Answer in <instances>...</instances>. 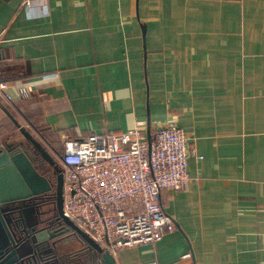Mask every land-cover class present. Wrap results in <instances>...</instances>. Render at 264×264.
<instances>
[{
	"label": "crops",
	"instance_id": "1",
	"mask_svg": "<svg viewBox=\"0 0 264 264\" xmlns=\"http://www.w3.org/2000/svg\"><path fill=\"white\" fill-rule=\"evenodd\" d=\"M23 1L0 0V80L27 92L0 100V145L29 153L26 131L52 158L172 118L195 150L159 191L174 229L114 264H264V0Z\"/></svg>",
	"mask_w": 264,
	"mask_h": 264
},
{
	"label": "built area",
	"instance_id": "2",
	"mask_svg": "<svg viewBox=\"0 0 264 264\" xmlns=\"http://www.w3.org/2000/svg\"><path fill=\"white\" fill-rule=\"evenodd\" d=\"M52 75L55 72L42 76ZM26 94L0 80V100L5 103ZM24 126L31 128L27 122ZM184 138L172 118L148 137L136 126L63 136L60 148L50 151L61 173L62 214L111 255L123 246L159 240L174 229L159 203V191L181 189L189 180L186 155L195 150L193 146L186 150Z\"/></svg>",
	"mask_w": 264,
	"mask_h": 264
},
{
	"label": "water",
	"instance_id": "3",
	"mask_svg": "<svg viewBox=\"0 0 264 264\" xmlns=\"http://www.w3.org/2000/svg\"><path fill=\"white\" fill-rule=\"evenodd\" d=\"M23 134L29 142V155L20 146L13 148L0 146V204L27 198L52 189L54 193L53 207L63 223L50 230L48 236L70 229L71 233L77 236L79 240L84 241L88 247L97 252L103 264H114L109 251L102 249L98 243L62 214L61 173L39 143L28 132L23 131ZM148 135L146 136L148 137ZM32 153L34 156L42 157L47 162L49 171H54L53 183L47 175L37 171L31 161ZM2 212L0 210V264H32L35 254L33 239L28 235H22V230L17 225L11 226L8 217L6 219ZM45 234V230L40 229L36 232L35 237L40 239Z\"/></svg>",
	"mask_w": 264,
	"mask_h": 264
},
{
	"label": "flooded vegetation",
	"instance_id": "4",
	"mask_svg": "<svg viewBox=\"0 0 264 264\" xmlns=\"http://www.w3.org/2000/svg\"><path fill=\"white\" fill-rule=\"evenodd\" d=\"M0 146H4L5 148L7 147V145ZM8 148L13 147H10L8 145ZM27 154L29 155L30 153ZM51 160L56 163L54 158H51ZM31 161L33 165L37 168L39 173L47 175L50 181L52 183L54 182V171H49V166L47 162L42 159V157H40L39 155L34 156V154L32 153ZM49 191L50 190L31 195L27 198L3 202L0 204V210L3 211L2 213H4L6 219L8 217L11 226L17 225L19 229L22 230V235H28L33 239V243L35 245V254L32 260V264H68L66 262L68 257L63 256V254H60L55 250V242L56 239H60L65 235L71 233L72 231L68 229L63 231L62 233L48 236L49 231L55 229L57 226H55L54 224H50L51 221H46V218L48 216L41 218L39 215L40 206L45 203L44 200L47 198ZM27 206H31L32 210L37 214L34 221L32 222L27 221ZM40 229H44L46 234L43 238L38 239L35 237V234Z\"/></svg>",
	"mask_w": 264,
	"mask_h": 264
},
{
	"label": "rangeland",
	"instance_id": "5",
	"mask_svg": "<svg viewBox=\"0 0 264 264\" xmlns=\"http://www.w3.org/2000/svg\"><path fill=\"white\" fill-rule=\"evenodd\" d=\"M30 131H32V128L27 127ZM55 167L59 168L57 163H54ZM52 214V205L47 203L40 206V212L39 215L41 218L47 217L48 215ZM37 214L32 210L31 206L26 207V217L27 221L32 222L34 221ZM81 244L83 242L79 243V240L77 237L69 233L65 235L64 237L56 240L55 242V250L60 254H67L68 258L72 256V259H75V256L77 253L81 252L80 249ZM85 256V255H84Z\"/></svg>",
	"mask_w": 264,
	"mask_h": 264
},
{
	"label": "trees",
	"instance_id": "6",
	"mask_svg": "<svg viewBox=\"0 0 264 264\" xmlns=\"http://www.w3.org/2000/svg\"><path fill=\"white\" fill-rule=\"evenodd\" d=\"M51 190L48 192V196L44 200L45 201L44 204L49 203V204L52 205V214L48 215V217L46 218V221H51L50 224H54L55 226H59L60 224L63 223V221L60 219V217H58V215L56 213V210L53 207L54 193H53V190L52 191ZM63 256L68 257V255L66 253L63 254ZM96 257H98V254L94 250L93 251L90 250V253L87 256H84L83 251H81V252H79V253L76 254L75 259L67 258V261L66 262L68 264H94V260L96 259ZM99 262H101L100 259H99Z\"/></svg>",
	"mask_w": 264,
	"mask_h": 264
}]
</instances>
